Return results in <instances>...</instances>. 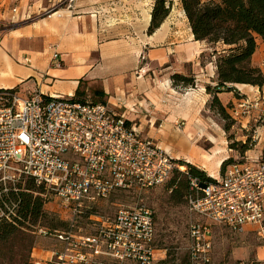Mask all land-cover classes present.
Wrapping results in <instances>:
<instances>
[{
  "label": "built area",
  "instance_id": "1",
  "mask_svg": "<svg viewBox=\"0 0 264 264\" xmlns=\"http://www.w3.org/2000/svg\"><path fill=\"white\" fill-rule=\"evenodd\" d=\"M55 12L50 8L39 16L51 17ZM17 25L11 23L5 32ZM53 62L59 65L58 52ZM147 72L142 66L137 76ZM253 107L241 101L232 113L241 116ZM177 168L191 179L188 210L206 222L190 224L189 264H212L211 222L236 233L258 227L257 232L264 234V161L234 160L223 177L202 181L152 141L138 136L106 103L40 93L20 96L0 88V218L15 215L17 203L7 200L6 182L21 177L43 185L45 193L58 196L70 212L67 231L40 230L66 241L64 249L52 251L45 264H95L101 257L113 264H154L156 229L153 211L144 204L121 207L94 234L75 237L71 232L76 219L97 201L116 190H134L140 197L143 190L165 183Z\"/></svg>",
  "mask_w": 264,
  "mask_h": 264
},
{
  "label": "crops",
  "instance_id": "2",
  "mask_svg": "<svg viewBox=\"0 0 264 264\" xmlns=\"http://www.w3.org/2000/svg\"><path fill=\"white\" fill-rule=\"evenodd\" d=\"M152 1L0 0V44H4L0 67L13 76L0 88H15L20 96L40 93L78 101L105 100L138 136L187 167L184 162L195 155L198 145L221 141L209 121L217 111L212 97L217 96L228 111L229 101L240 96L236 88L242 91L247 85L221 86L217 66H197L210 45L195 40L190 27L187 40L179 43V34L168 30L170 14L150 33ZM15 5L17 11L12 12ZM50 8L56 10L51 17L39 16ZM13 22L18 25L5 32ZM170 39L174 41L169 43ZM165 43L170 45L166 50ZM173 48L180 66L171 64ZM55 52L60 55L59 65L53 62ZM262 59L264 41L258 38L253 64L260 65ZM142 66L148 72L137 76ZM177 74L192 82L175 80ZM208 160L207 155L200 158L202 167Z\"/></svg>",
  "mask_w": 264,
  "mask_h": 264
},
{
  "label": "rangeland",
  "instance_id": "3",
  "mask_svg": "<svg viewBox=\"0 0 264 264\" xmlns=\"http://www.w3.org/2000/svg\"><path fill=\"white\" fill-rule=\"evenodd\" d=\"M153 3L154 0L150 6ZM168 30L179 34V43L187 40L189 24L187 19H184L179 0H172ZM172 41L174 39H170L169 43ZM3 45L0 44V49ZM169 46L165 43V50ZM173 50L171 64L180 66L177 63L176 49L173 48ZM218 58V52L214 53L213 46L210 45V48L205 50L199 58L197 66H204L206 63H210L206 64L209 66H217ZM263 61L264 59L261 60L259 66L264 71ZM12 77V73L8 72L4 66L0 67V85L10 83L13 80ZM250 86H254L256 89L251 90ZM257 88H259L258 91ZM239 93L241 96L236 101H229L228 118L222 117L218 111L211 114L212 118L209 121L216 130L214 135H219L221 141L215 142V144L206 143L204 146L198 145V150L194 152L195 155L186 158L184 162L187 167L191 164L203 170L212 180L223 177L228 165L234 160L251 164L264 161V117L261 118L262 120L259 119L264 111V85L249 84L247 87H243ZM227 96L230 98L231 95ZM245 100L254 104L255 107L251 108L247 114L233 115L232 109ZM253 135L256 136L255 140H253ZM208 140L206 142H210ZM206 155L209 163L202 167L200 158L204 159ZM219 159H223L220 164ZM224 163L226 164L223 170ZM174 175H176L177 181H186L184 176L179 175L178 168L172 176ZM20 182L24 186L25 182L22 179H9L6 182L8 192L11 189L17 192ZM175 188L176 186L171 187L168 181L143 190L140 197L134 190H116L107 198L95 203L96 214L94 216L78 217L75 222L76 228H72L71 233L75 237L94 234L96 228L112 221L121 207L144 204L153 211L156 224L157 260L155 264H187L191 243L190 224L206 222L201 216L190 213L185 198L181 201L173 199L172 189ZM43 196L47 198L44 210L49 216L69 222L70 212L60 198L52 193H45ZM45 226L41 221L34 225H26L23 227L19 239L10 238L6 242L0 241V264H45V260L50 258L52 251L63 250L66 241L58 239L54 235L41 233V229L48 230ZM56 230L67 231L66 229H55L54 231ZM211 230L212 248L209 254L212 264H264V234L260 235L257 232L258 227H251L245 232L236 233L224 224L211 222ZM111 262L110 259L101 257L95 264H113ZM125 264L135 263L128 261Z\"/></svg>",
  "mask_w": 264,
  "mask_h": 264
},
{
  "label": "trees",
  "instance_id": "4",
  "mask_svg": "<svg viewBox=\"0 0 264 264\" xmlns=\"http://www.w3.org/2000/svg\"><path fill=\"white\" fill-rule=\"evenodd\" d=\"M179 2L194 39L206 40L209 45L213 46L214 53L218 52L219 54L222 50L227 51L225 54H219L217 60L216 70L219 85H264V74L260 66L253 64L252 61L253 54L258 47V38L264 41V0H179ZM171 7L172 0H154L148 28L150 33L155 31L169 16ZM174 78L188 84L192 82L191 78L178 74L174 75ZM230 88L232 89V87ZM236 89L237 92L240 91V89ZM11 90L16 92L15 88ZM96 93L100 94V92ZM102 101L105 102V100ZM212 106L222 117L228 118L226 108L217 96H213ZM225 164H223V170ZM187 169L192 177H197L202 181L212 180L206 172L196 166L189 164ZM175 171L177 169L165 183L169 181L171 187L176 186L175 189H172L174 200L181 201L185 198L188 204L191 179L179 170V175L184 176L186 181H177L176 175L172 176ZM19 179L24 180V186L20 182L17 192L11 189L6 195L7 200L17 203V206L14 209L15 215H12L11 219L0 218V241L6 242L10 238L19 239L24 226L34 225L39 221L46 225L49 232L55 229L67 230L70 222L49 216L44 210L47 201L46 196H43L45 194L44 186L37 185L31 177ZM91 214H96L95 204L86 209L84 216L89 217ZM31 246L30 248L34 245ZM187 264H189V253Z\"/></svg>",
  "mask_w": 264,
  "mask_h": 264
},
{
  "label": "bare ground",
  "instance_id": "5",
  "mask_svg": "<svg viewBox=\"0 0 264 264\" xmlns=\"http://www.w3.org/2000/svg\"><path fill=\"white\" fill-rule=\"evenodd\" d=\"M212 140H213V142H215V139L214 138ZM219 160H221V159H219Z\"/></svg>",
  "mask_w": 264,
  "mask_h": 264
}]
</instances>
